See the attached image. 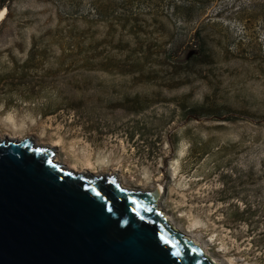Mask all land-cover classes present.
<instances>
[{"label": "rangeland", "instance_id": "rangeland-1", "mask_svg": "<svg viewBox=\"0 0 264 264\" xmlns=\"http://www.w3.org/2000/svg\"><path fill=\"white\" fill-rule=\"evenodd\" d=\"M4 4L0 140L27 138L127 189L161 187L158 209L213 262L264 264V0ZM198 36L212 57L181 67ZM140 93L145 110L125 103ZM183 103L232 112L186 118Z\"/></svg>", "mask_w": 264, "mask_h": 264}, {"label": "water", "instance_id": "water-1", "mask_svg": "<svg viewBox=\"0 0 264 264\" xmlns=\"http://www.w3.org/2000/svg\"><path fill=\"white\" fill-rule=\"evenodd\" d=\"M64 166L27 138L0 142V264H216L163 216L158 189Z\"/></svg>", "mask_w": 264, "mask_h": 264}, {"label": "trees", "instance_id": "trees-1", "mask_svg": "<svg viewBox=\"0 0 264 264\" xmlns=\"http://www.w3.org/2000/svg\"><path fill=\"white\" fill-rule=\"evenodd\" d=\"M5 0H1L0 1V11L4 8V6H6L5 4ZM189 13L192 14L193 13V8H189ZM197 45H200V54L199 55H193L190 56L189 58H187V60H185L181 67H186V68H193L195 66H197V63L202 62V61H208V59H210L211 54H210V48L206 42V40H200V37H197ZM179 46L177 48H175L174 50L178 49ZM172 51V50H171ZM173 52V51H172ZM172 52H170L167 55V60L169 61L170 59H172ZM139 96H142V93H140L139 95L137 94L134 98H127L126 99V104L128 105V103H131L132 105H134L135 107L139 108L140 110H145L143 107L140 105V100H139ZM142 99H149L148 96L142 98ZM125 101V100H124ZM224 107L222 108H215V107H211V106H204V105H199V104H193V106H188L187 104L183 103L182 105V110L183 112V116L187 118V116H189L190 114L195 115V117H210V118H215V119H221V117H223L225 114H230L232 112V109L230 107H228V105H223ZM136 108V109H137ZM129 110L131 108H128ZM138 110V111H140ZM69 111V110H68ZM226 116V120L230 121V120H234L236 118L234 117H230ZM254 217V212H250L249 210L247 211H243L242 213H240L238 210L235 212L234 214V218L236 219H243L244 221H250L251 218ZM263 236L261 237V241H264V233L262 234Z\"/></svg>", "mask_w": 264, "mask_h": 264}, {"label": "bare ground", "instance_id": "bare-ground-1", "mask_svg": "<svg viewBox=\"0 0 264 264\" xmlns=\"http://www.w3.org/2000/svg\"><path fill=\"white\" fill-rule=\"evenodd\" d=\"M4 15H5V11H3L2 13H1V15H0V18L2 19L3 17H4ZM0 19V20H1ZM6 139V141L5 142H7V141H14L15 139H9L8 137L7 138H4V139H2V140H0V142H4V140ZM30 141V140H29ZM19 142V141H18ZM35 143V142H34ZM33 143V144H34ZM36 147H38V146H40L39 144H34ZM38 145V146H37ZM49 150H52V149H49ZM54 159L56 160V157L54 156ZM57 161V160H56ZM65 167V169H67L66 168V166H64ZM69 170V169H68ZM78 174H81V173H78ZM84 176H92V175H90V174H83ZM94 176V175H93ZM158 190H159V194L161 195L162 194V188L161 187H159L158 188ZM160 198V197H159Z\"/></svg>", "mask_w": 264, "mask_h": 264}]
</instances>
